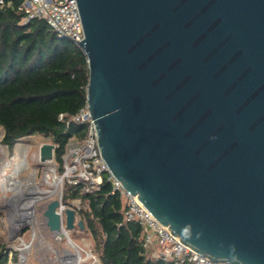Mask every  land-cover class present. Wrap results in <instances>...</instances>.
I'll use <instances>...</instances> for the list:
<instances>
[{"label":"water","instance_id":"obj_1","mask_svg":"<svg viewBox=\"0 0 264 264\" xmlns=\"http://www.w3.org/2000/svg\"><path fill=\"white\" fill-rule=\"evenodd\" d=\"M77 2L112 175L193 250L264 264V0ZM55 148L41 143L40 162ZM61 204L50 230L85 229Z\"/></svg>","mask_w":264,"mask_h":264},{"label":"trees","instance_id":"obj_2","mask_svg":"<svg viewBox=\"0 0 264 264\" xmlns=\"http://www.w3.org/2000/svg\"><path fill=\"white\" fill-rule=\"evenodd\" d=\"M21 0L0 6V126L2 142L12 149L20 138L33 134L56 144L55 160L64 171V154L73 135L83 139L87 122L73 119L87 105V56L74 41L55 32L44 19L23 22ZM62 115V117H61ZM62 200L77 199L79 214L91 231L103 261L108 264H169L146 253L142 227L124 222V202L104 177L100 189L64 181ZM9 253L0 244V264Z\"/></svg>","mask_w":264,"mask_h":264},{"label":"built area","instance_id":"obj_3","mask_svg":"<svg viewBox=\"0 0 264 264\" xmlns=\"http://www.w3.org/2000/svg\"><path fill=\"white\" fill-rule=\"evenodd\" d=\"M4 4L5 0H0V6ZM17 9L24 16L23 22L35 18L44 19L60 36L68 37L76 44L85 38L77 0H21ZM73 119L88 124L82 140L73 135L67 144L66 153L63 156L62 179L64 181L73 185L81 184L85 192H92L100 189L104 177L107 176L112 183V193L119 192L124 202L123 221L139 223L142 227L143 247L151 256L161 258L169 264H236L230 261H214L200 254L187 246L166 225L160 223L135 194L129 193L121 181L110 172L103 159L96 125L91 118L88 106L82 108L73 116ZM67 207L74 208L79 214V201L77 209L62 202L57 210L63 213Z\"/></svg>","mask_w":264,"mask_h":264},{"label":"rangeland","instance_id":"obj_4","mask_svg":"<svg viewBox=\"0 0 264 264\" xmlns=\"http://www.w3.org/2000/svg\"><path fill=\"white\" fill-rule=\"evenodd\" d=\"M4 134L5 129L0 126V157L4 155L5 159L9 161L14 154V146L10 149L2 142ZM17 142H22V144L25 145L23 154L25 155L30 169L35 171V179L37 183L42 188L53 187V185L44 181L45 164L41 163L39 160L40 144L43 142L54 143L52 139L43 134H33L24 136L17 140ZM53 163L56 175L61 179L58 190L59 192L51 196V198L42 199L38 202L34 209L35 215L32 222L21 224L16 228L11 227V215L19 210L20 201L15 196H12L13 192L11 190L2 189L0 186V244L3 245L5 251L9 253L7 264H61L62 261L69 259L68 254L66 253L67 250L72 249L75 251L70 246L69 240L66 237L57 238L55 233L50 230L44 214V211L51 200L57 198L62 200L65 184L62 179L63 172L59 171L58 163L56 160ZM77 203L78 200L73 199L70 200L69 205H72L77 209ZM77 219L83 218L79 214ZM67 231L72 241L78 245V248H80L83 260L78 264H93L95 262L104 264L91 231L86 229V227L82 230L77 224L73 229H68ZM24 242L29 243L30 246L23 251L20 247ZM88 252H90V255L87 254ZM22 255L24 256V260L22 259Z\"/></svg>","mask_w":264,"mask_h":264},{"label":"bare ground","instance_id":"obj_5","mask_svg":"<svg viewBox=\"0 0 264 264\" xmlns=\"http://www.w3.org/2000/svg\"><path fill=\"white\" fill-rule=\"evenodd\" d=\"M3 147V146H2ZM25 145L22 142H17L14 145V154L8 161L5 156L0 157V186L2 189H9L20 201L19 210L11 215L10 225L16 228L21 224L32 222L34 219V209L38 202L42 199L51 198L59 191L61 179L57 177L53 162H45L44 181L53 185L51 188H42L35 179V171L30 169V166L23 154ZM1 152V148H0ZM11 196V197H12ZM57 238H67L72 249L67 250L69 259L62 261L61 264H78L82 258V254L78 245L72 241L65 227L58 231H53ZM64 234V236H61ZM30 244L24 242L20 247L21 250L29 248ZM90 255V252L87 253ZM24 260V256L22 255ZM22 264V263H20Z\"/></svg>","mask_w":264,"mask_h":264}]
</instances>
